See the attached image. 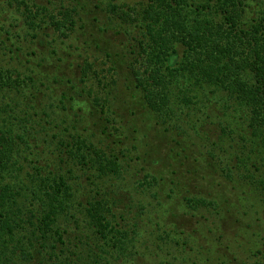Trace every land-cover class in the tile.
<instances>
[{"label": "trees", "instance_id": "16d2710c", "mask_svg": "<svg viewBox=\"0 0 264 264\" xmlns=\"http://www.w3.org/2000/svg\"><path fill=\"white\" fill-rule=\"evenodd\" d=\"M5 4L0 264H264V0Z\"/></svg>", "mask_w": 264, "mask_h": 264}, {"label": "rangeland", "instance_id": "374dc122", "mask_svg": "<svg viewBox=\"0 0 264 264\" xmlns=\"http://www.w3.org/2000/svg\"><path fill=\"white\" fill-rule=\"evenodd\" d=\"M5 1L6 0H0V12H1L2 9H7L6 4H5ZM4 20H5V17H0V23L6 24V27L8 28V33L12 35L11 40L14 41L15 45H18V46L22 47L26 51L27 50V33H26L27 31L25 29H21V27H22V24L21 23L18 26H10L9 27V26H7V25H9L8 21H4ZM6 38H8V36L6 34H3L1 36V39H0V63L3 64V65L5 64L7 66L8 65L9 66H18L19 68L24 69L27 66V64H26L27 63L26 62L27 56L26 55H22L19 52H17V53L14 52L13 49H14L15 46H11L10 45V41L11 40L6 39ZM24 38H25V40H23ZM124 38H125V36H123V39ZM131 43L132 44H135V42H133V41ZM81 45H82V42H81ZM82 50H83V48H82ZM81 53L83 55H86V53H84L82 51H81ZM75 56H78V54H76ZM80 61H81V59H80ZM181 113L182 112H178V113H175L174 114V118H175L174 119L175 120L174 121V125L177 126V128H178V130L180 132L184 133L183 130L185 129V131H186V127H185V124L180 119V117L183 116V115H181ZM181 123H183V124L181 125ZM179 125H181L182 127H179ZM188 126H190V125H188ZM189 128H191V126ZM172 132L174 133L173 134L174 135V138H176L177 140H180L181 139V137L179 135H177L178 133L181 134L180 132L176 133L177 132L176 129H174ZM190 133H191V130H190ZM208 133L211 136L210 138L211 139H214V137H215L214 134L212 132H208ZM181 135L184 136V134H181ZM147 137L149 138L148 135H147ZM211 139H210V141H211ZM148 140H146V141L148 142ZM166 144H168V143H166ZM170 145L175 146V143L171 141L170 142ZM126 169L127 170L126 171H123V173L133 174L136 170H138L137 167L136 168H132V165L130 167L126 168ZM73 225L72 226L71 225H67V226L66 225L65 226L63 225L62 226V229L63 228H66V230L69 231V233H68L69 236L68 237H70V236L73 237L74 235L77 236V232L78 231L75 230V228H74ZM178 226H181L182 227L181 220L178 221ZM73 230H74V232H73ZM72 232H73V234H72ZM193 234H196V233L194 232ZM68 237L65 236L64 239L67 240ZM71 243H75V245H77V247L76 248H73V250H75L76 253H80L81 254V255H79V257L84 258V259H79V260L83 261V260H85V257L87 259L88 256L85 254L86 253V250L85 249H87V247H85L83 249V251L80 252L81 243L76 238H72L71 239ZM219 246L221 248H223L225 251H227V248L225 246H223V245H219ZM84 251H85V253H84ZM257 258L258 257H254L253 256L249 261H253V260L257 259ZM12 263L13 262L10 259L4 260V264H12ZM173 263L174 262H171V264H173ZM19 264H21V263H19ZM134 264H158V261H157V258H156V261H154V263H153L151 261V259H149L148 257H142V258H138L134 262Z\"/></svg>", "mask_w": 264, "mask_h": 264}]
</instances>
